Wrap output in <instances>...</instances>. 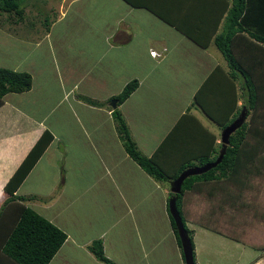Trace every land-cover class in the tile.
<instances>
[{
  "label": "crops",
  "instance_id": "0c3cea01",
  "mask_svg": "<svg viewBox=\"0 0 264 264\" xmlns=\"http://www.w3.org/2000/svg\"><path fill=\"white\" fill-rule=\"evenodd\" d=\"M44 2L53 25L21 40L19 62L50 49L54 73L39 71L37 97L32 78L27 91L2 97L0 204L23 163L28 170L14 194L65 234L47 264H104L88 249L94 240L114 264H184L167 217L169 182L153 179L124 152L107 99L136 79L117 108L137 150L169 176L200 166L198 157L220 143L216 121L241 103L233 106L225 61L213 45L229 0ZM185 219L194 250L196 230L209 243L222 237Z\"/></svg>",
  "mask_w": 264,
  "mask_h": 264
},
{
  "label": "trees",
  "instance_id": "16d2710c",
  "mask_svg": "<svg viewBox=\"0 0 264 264\" xmlns=\"http://www.w3.org/2000/svg\"><path fill=\"white\" fill-rule=\"evenodd\" d=\"M27 1L0 0V14H13L16 21H19L23 17V7ZM213 45L225 61L226 76L223 71L222 75L223 80L226 79L232 86L233 106L236 99L241 100L240 105L230 116L226 114L228 118L216 123L223 128L237 117L244 118L229 135L226 145L218 143L212 147L210 155L198 157V164L202 166L211 163L219 152H223L221 160L214 167L199 174L188 175L183 179L178 194L168 193L167 201L169 198L175 200L176 210L190 240L192 255L191 230L184 223L186 216L180 207L181 204L183 207L184 193H195L196 197L205 199L211 196L214 198L215 193L220 194L222 201L230 206L241 207L247 214H251V222L256 221L258 226L264 228V211L257 209L246 195V191L253 188V180L259 176L264 177V0H229L222 31L214 36ZM30 85L31 77L27 72L0 67V105L4 94L27 91ZM235 85L239 91L236 96ZM136 87L137 80L131 79L116 95L107 99L116 101L115 107L110 111L115 132L124 152L135 164L153 179L170 183L188 165L182 166L178 172L169 176L158 167L152 156L142 155L137 150L117 108ZM201 90L194 96L198 97ZM76 97L92 106L104 105L103 102L84 96ZM196 102L198 100L195 98ZM200 104L205 105L203 102ZM27 170L26 164L21 163L3 186L6 197L0 204V264H47L65 240L62 230L25 206L22 203L23 196L14 194ZM213 210L208 213H212ZM166 211L176 244L180 248L167 205ZM205 221L199 216L195 223L227 236L226 232L219 228L218 220L215 225ZM244 222L247 223L246 220ZM229 238L237 240L231 235ZM256 248L263 250L264 245ZM88 249L98 261L114 264L104 256L100 240L92 241Z\"/></svg>",
  "mask_w": 264,
  "mask_h": 264
},
{
  "label": "rangeland",
  "instance_id": "374dc122",
  "mask_svg": "<svg viewBox=\"0 0 264 264\" xmlns=\"http://www.w3.org/2000/svg\"><path fill=\"white\" fill-rule=\"evenodd\" d=\"M44 1L47 0H28L23 7V17L19 21H16L13 14H0V30L5 33H0V40L4 38L3 43H0V67L6 68L7 65V68L29 72L33 82L36 81L35 88L31 92L32 96L36 97L40 94L39 79H37L40 77L39 71L42 75L46 73L49 76L54 73L50 65L53 54H51L50 49L46 52L41 50L37 53L36 60L31 59L33 58L31 56V58L28 57L21 62L19 60L25 55L21 40L40 36L37 33L50 25L49 22L52 20V16L50 12H46V6H50V4ZM28 29H32L31 32H37L29 33ZM52 51L54 50L52 49ZM7 99L16 100L17 98L15 94H8ZM41 167L38 169H41ZM253 182V188L248 189L246 195L257 209L264 211V177H256ZM23 188L27 189L28 186L25 185L21 189ZM20 192L21 190L18 193ZM219 196L221 195L215 193L214 198L211 196L205 199L200 196L196 197L195 193H184L182 197L183 207L182 204L180 207L183 209L187 220L195 223L201 216L210 225H215L218 220L219 228L226 232L228 236L218 233L222 237L209 243L202 238V235L198 237L201 232L196 230V247L195 250L193 249V255L195 254L200 264H264V255H261V249L256 248L264 245V228L258 226L256 221L251 222V214H247L246 211L241 207L237 208L236 205L230 206L227 202L222 201ZM193 200L194 202H192ZM210 210H213V212L208 213ZM185 222H187L186 219ZM216 226L213 227L216 228ZM228 233L236 237L237 240L229 238Z\"/></svg>",
  "mask_w": 264,
  "mask_h": 264
},
{
  "label": "water",
  "instance_id": "95a60500",
  "mask_svg": "<svg viewBox=\"0 0 264 264\" xmlns=\"http://www.w3.org/2000/svg\"><path fill=\"white\" fill-rule=\"evenodd\" d=\"M115 103H116L115 100H111L109 101L108 104L110 105L111 108H114ZM243 118H244L243 116L237 117L236 119H234L232 122H230L229 124H227L221 129L219 142L222 145L227 144L229 135L242 123ZM222 154L223 152H219L217 157L211 163H207V164H204L198 167H189V168L182 170L175 179L170 181L169 191L172 194H178L180 192L181 183L185 177H187L188 175L199 174L201 172L206 171L207 169L211 167H214L221 160ZM167 209H168L169 215L172 217V220H173V223L176 229L184 264H195L193 260L192 247L190 244V240L183 227L181 218L176 210L175 200L173 198L168 199Z\"/></svg>",
  "mask_w": 264,
  "mask_h": 264
},
{
  "label": "built area",
  "instance_id": "2783aa9c",
  "mask_svg": "<svg viewBox=\"0 0 264 264\" xmlns=\"http://www.w3.org/2000/svg\"><path fill=\"white\" fill-rule=\"evenodd\" d=\"M151 53V56H158V54L157 55H155V53L154 52H150Z\"/></svg>",
  "mask_w": 264,
  "mask_h": 264
},
{
  "label": "clouds",
  "instance_id": "9594fccd",
  "mask_svg": "<svg viewBox=\"0 0 264 264\" xmlns=\"http://www.w3.org/2000/svg\"><path fill=\"white\" fill-rule=\"evenodd\" d=\"M195 263V262H194Z\"/></svg>",
  "mask_w": 264,
  "mask_h": 264
}]
</instances>
